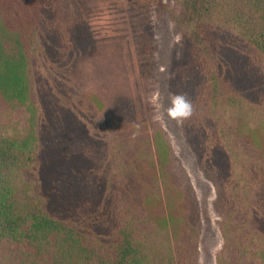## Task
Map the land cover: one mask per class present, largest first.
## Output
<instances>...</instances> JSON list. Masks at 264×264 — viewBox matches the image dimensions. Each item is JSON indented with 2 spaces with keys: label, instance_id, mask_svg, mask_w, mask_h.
Returning <instances> with one entry per match:
<instances>
[{
  "label": "trees",
  "instance_id": "trees-1",
  "mask_svg": "<svg viewBox=\"0 0 264 264\" xmlns=\"http://www.w3.org/2000/svg\"><path fill=\"white\" fill-rule=\"evenodd\" d=\"M107 1L0 0V264H201L210 218L140 91L102 101L96 127L71 87ZM128 2L140 77L156 87L173 0ZM176 2L174 93L192 103L181 136L215 190L217 264H264V0Z\"/></svg>",
  "mask_w": 264,
  "mask_h": 264
},
{
  "label": "rangeland",
  "instance_id": "rangeland-1",
  "mask_svg": "<svg viewBox=\"0 0 264 264\" xmlns=\"http://www.w3.org/2000/svg\"><path fill=\"white\" fill-rule=\"evenodd\" d=\"M172 4L176 11L175 20L157 32L161 44L159 85L147 87L140 77L138 46L128 0H109L95 8L89 25V44L92 42V46L85 52H79L77 48L73 52L78 63L70 66L73 70L70 83L73 81L71 87L78 91L79 95L87 94L90 112L87 110L83 118L95 123L96 127L102 125L99 110L102 101L110 96L124 95L130 98L140 91L149 125L159 122L160 129L166 130L170 135L172 145L192 177L200 203L210 218L204 233L206 249H202L201 264H217L216 254L223 244V239L213 212L215 190L198 170L195 153L181 136V122L167 115V108L175 95L177 83V79H172V76L177 74L176 77L180 78L182 72L178 68L184 63L185 57V34L180 21V10L176 0H173ZM78 94L76 95L79 96ZM81 99L82 102V96Z\"/></svg>",
  "mask_w": 264,
  "mask_h": 264
},
{
  "label": "clouds",
  "instance_id": "clouds-1",
  "mask_svg": "<svg viewBox=\"0 0 264 264\" xmlns=\"http://www.w3.org/2000/svg\"><path fill=\"white\" fill-rule=\"evenodd\" d=\"M193 112L192 103L185 95H174L171 98L170 106L167 108L169 118L182 122L191 117Z\"/></svg>",
  "mask_w": 264,
  "mask_h": 264
}]
</instances>
